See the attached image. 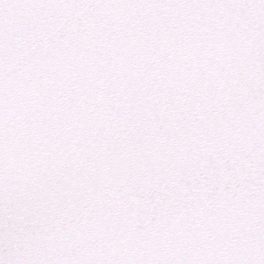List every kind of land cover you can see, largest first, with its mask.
<instances>
[{
  "label": "snow or ice",
  "instance_id": "1",
  "mask_svg": "<svg viewBox=\"0 0 264 264\" xmlns=\"http://www.w3.org/2000/svg\"><path fill=\"white\" fill-rule=\"evenodd\" d=\"M0 264H264V0H0Z\"/></svg>",
  "mask_w": 264,
  "mask_h": 264
}]
</instances>
